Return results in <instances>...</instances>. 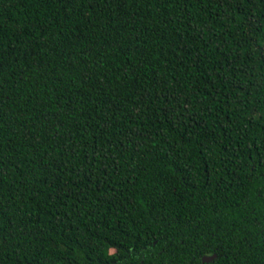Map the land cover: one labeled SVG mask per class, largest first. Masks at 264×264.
<instances>
[{"label": "trees", "instance_id": "1", "mask_svg": "<svg viewBox=\"0 0 264 264\" xmlns=\"http://www.w3.org/2000/svg\"><path fill=\"white\" fill-rule=\"evenodd\" d=\"M0 264H264V0H0Z\"/></svg>", "mask_w": 264, "mask_h": 264}, {"label": "water", "instance_id": "2", "mask_svg": "<svg viewBox=\"0 0 264 264\" xmlns=\"http://www.w3.org/2000/svg\"><path fill=\"white\" fill-rule=\"evenodd\" d=\"M213 257H214V255H204L203 260L208 261V260L212 259Z\"/></svg>", "mask_w": 264, "mask_h": 264}, {"label": "flooded vegetation", "instance_id": "3", "mask_svg": "<svg viewBox=\"0 0 264 264\" xmlns=\"http://www.w3.org/2000/svg\"><path fill=\"white\" fill-rule=\"evenodd\" d=\"M207 255V254H206ZM210 255H214V254H210Z\"/></svg>", "mask_w": 264, "mask_h": 264}]
</instances>
